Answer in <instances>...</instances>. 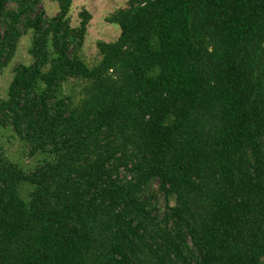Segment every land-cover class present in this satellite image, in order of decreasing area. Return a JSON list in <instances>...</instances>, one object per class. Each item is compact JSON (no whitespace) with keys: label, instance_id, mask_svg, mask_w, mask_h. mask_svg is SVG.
<instances>
[{"label":"trees","instance_id":"obj_1","mask_svg":"<svg viewBox=\"0 0 264 264\" xmlns=\"http://www.w3.org/2000/svg\"><path fill=\"white\" fill-rule=\"evenodd\" d=\"M0 0V264H264V0Z\"/></svg>","mask_w":264,"mask_h":264},{"label":"rangeland","instance_id":"obj_2","mask_svg":"<svg viewBox=\"0 0 264 264\" xmlns=\"http://www.w3.org/2000/svg\"><path fill=\"white\" fill-rule=\"evenodd\" d=\"M127 0H72L70 15L72 24L77 23V13L81 8H86L91 13V21L88 27V34L85 39L83 52L87 59H92L95 55V42L97 40L114 41L120 32L119 27L113 23H107L105 16L115 11L118 7L124 5ZM41 8L47 15H54L58 11V5L51 0H43ZM30 43V36L25 35L21 38L16 54L12 62L0 74V98H5L7 88L12 78V67L15 63H28L30 58L27 54V48ZM0 139L4 143L8 157L16 161L20 166L28 169L34 166L32 158L20 153V147L17 140L10 131L0 130ZM23 165H22V164ZM24 168V167H23Z\"/></svg>","mask_w":264,"mask_h":264}]
</instances>
